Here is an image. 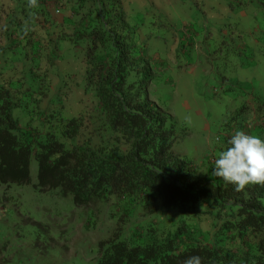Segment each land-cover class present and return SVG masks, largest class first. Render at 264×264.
<instances>
[{
  "label": "trees",
  "instance_id": "16d2710c",
  "mask_svg": "<svg viewBox=\"0 0 264 264\" xmlns=\"http://www.w3.org/2000/svg\"><path fill=\"white\" fill-rule=\"evenodd\" d=\"M71 56L92 98L79 116L63 113L65 91L53 93L49 80ZM151 60L122 0L2 10L0 185L29 184L35 158L43 191L59 189L79 208L112 204L118 225L142 211L98 243V264H184L194 255L202 264H264V185L237 192L175 152L181 136L151 98ZM206 221L212 233L195 227Z\"/></svg>",
  "mask_w": 264,
  "mask_h": 264
},
{
  "label": "rangeland",
  "instance_id": "374dc122",
  "mask_svg": "<svg viewBox=\"0 0 264 264\" xmlns=\"http://www.w3.org/2000/svg\"><path fill=\"white\" fill-rule=\"evenodd\" d=\"M28 1L0 0V13L23 8ZM122 2L152 59L151 98L176 122L181 136L174 147L177 154L206 174L214 168L211 159L226 148L236 130L264 139V10L256 7L259 4ZM241 8L248 12L240 15ZM83 72L84 65L71 56L49 73L52 92L65 91L66 116H79L90 107ZM49 100L44 98L41 110ZM111 205L79 208L59 189L41 190L38 162L32 158L29 184L0 185V264H98V243L112 238L118 226L130 228L142 220L138 217L143 212L136 210L127 224L118 225L110 219ZM195 227L213 232L207 221ZM197 236L208 234L197 230Z\"/></svg>",
  "mask_w": 264,
  "mask_h": 264
},
{
  "label": "clouds",
  "instance_id": "9594fccd",
  "mask_svg": "<svg viewBox=\"0 0 264 264\" xmlns=\"http://www.w3.org/2000/svg\"><path fill=\"white\" fill-rule=\"evenodd\" d=\"M35 4L36 0H29L30 6ZM227 144L217 158L211 159L214 163L212 174L232 185L237 192L251 185H264V139L236 130ZM184 264H202V259L190 256Z\"/></svg>",
  "mask_w": 264,
  "mask_h": 264
},
{
  "label": "crops",
  "instance_id": "0c3cea01",
  "mask_svg": "<svg viewBox=\"0 0 264 264\" xmlns=\"http://www.w3.org/2000/svg\"><path fill=\"white\" fill-rule=\"evenodd\" d=\"M251 2L252 3H256V4H259L258 6H256L257 8H261V9H263L264 10V7L262 6L263 4H261V2L259 1V0H251ZM242 10H241V12L239 13L240 15H243L244 13H247L248 12V10H247V8H245V9H243V8H241Z\"/></svg>",
  "mask_w": 264,
  "mask_h": 264
}]
</instances>
